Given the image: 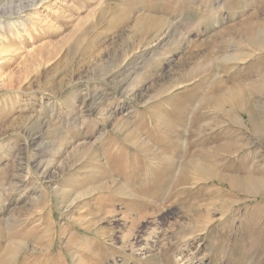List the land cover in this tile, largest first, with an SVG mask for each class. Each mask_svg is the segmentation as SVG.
Segmentation results:
<instances>
[{"label":"rangeland","instance_id":"374dc122","mask_svg":"<svg viewBox=\"0 0 264 264\" xmlns=\"http://www.w3.org/2000/svg\"><path fill=\"white\" fill-rule=\"evenodd\" d=\"M0 224V264H264V0H0Z\"/></svg>","mask_w":264,"mask_h":264},{"label":"bare ground","instance_id":"6f19581e","mask_svg":"<svg viewBox=\"0 0 264 264\" xmlns=\"http://www.w3.org/2000/svg\"><path fill=\"white\" fill-rule=\"evenodd\" d=\"M14 12V11H13ZM150 21H152V20H150ZM154 21V20H153ZM144 23V22H143ZM153 23V22H152ZM148 24H150V23H148ZM141 25V24H140ZM146 25V24H145ZM151 25V24H150ZM138 26V25H137ZM161 28V27H160ZM141 29V28H140ZM143 29V28H142ZM147 29V28H146ZM145 29V30H146ZM155 29V28H154ZM138 30H139V28H138ZM153 30V29H152ZM160 30V29H159ZM140 31H142V30H140ZM148 31V30H147ZM149 31H150V29H149ZM256 31V30H255ZM143 32H146V31H143ZM154 32V31H153ZM162 32V31H161ZM159 33V32H158ZM166 33V32H165ZM157 34V33H156ZM158 35V34H157ZM154 36V35H153ZM152 36V37H153ZM258 36H256V38H257ZM151 38V37H150ZM149 38V39H150ZM263 39V38H262ZM150 41H152V40H150ZM263 42V41H262ZM258 44V43H257ZM252 45V44H251ZM262 45V44H261ZM259 46V45H258ZM132 47V46H131ZM255 48V47H254ZM237 57V56H236ZM226 58V57H225ZM79 92V91H78ZM230 94V93H229ZM237 95H238V93H236ZM232 97V96H231ZM97 100V99H96ZM99 102H100V100H99ZM81 112V111H80ZM86 119V118H85ZM125 120V119H124ZM126 121L127 120H125V123H126ZM121 121H119L118 123H120ZM122 123H123V121H122ZM116 124V123H115ZM89 125V124H88ZM119 125V124H118ZM121 125V124H120ZM119 125V126H120ZM84 126V125H83ZM115 127L117 126V125H114ZM119 126L117 127V128H119ZM188 127V126H187ZM114 128V127H113ZM100 134H102V133H100ZM179 138V137H178ZM101 139V138H100ZM99 139V140H100ZM143 140H144V138H143ZM147 141V140H146ZM146 141H144V142H146ZM143 142V143H144ZM184 143V142H183ZM141 144H142V141H141ZM148 143L146 142V144H144V145H147ZM140 145V144H139ZM87 146V145H86ZM85 146V147H86ZM138 146V145H137ZM148 146H149V144H148ZM147 146V147H148ZM144 147V146H143ZM82 148V147H81ZM84 148V147H83ZM90 148H91V146H90ZM153 148V147H152ZM87 149H88V147H87ZM90 150V149H89ZM95 150V149H94ZM111 150V149H110ZM149 150V149H148ZM91 151V150H90ZM109 152V151H108ZM151 152V151H150ZM151 154V153H150ZM149 155V154H148ZM154 155V154H153ZM166 158V157H165ZM82 159V158H81ZM162 159V158H161ZM154 164V163H153ZM157 166V165H156ZM155 166V167H156ZM159 166V165H158ZM152 167V166H151ZM109 169V168H108ZM115 169V168H114ZM149 171H151V172H153V169L152 168H147ZM158 170V169H157ZM158 171H160V170H158ZM146 176V175H145ZM115 179V178H114ZM114 179H111V180H114ZM110 181V180H109ZM115 181V180H114ZM258 182V181H257ZM107 183V182H106ZM254 183H256V181L254 182ZM104 184V183H103ZM107 185V184H106ZM113 185V184H112ZM118 185V184H117ZM109 186V185H108ZM112 187V186H111ZM143 187V186H142ZM141 187V190L143 189L144 190V192H147V193H150V195H153L154 194V192L156 191V186L153 184V185H151V186H146V187H143L142 188ZM106 188V187H105ZM126 188V187H125ZM125 190V189H124ZM112 191V190H111ZM121 191V190H120ZM124 192H126V191H124ZM130 193V192H129ZM64 199V198H63ZM69 199V198H68ZM72 201V200H71ZM71 204V203H70ZM68 205V204H67ZM0 226H1V224H0ZM41 232V231H40ZM47 234V233H46ZM80 242V241H79ZM88 243V242H87ZM89 244V243H88ZM78 245V244H77ZM86 247L87 248H89L87 245H86Z\"/></svg>","mask_w":264,"mask_h":264}]
</instances>
